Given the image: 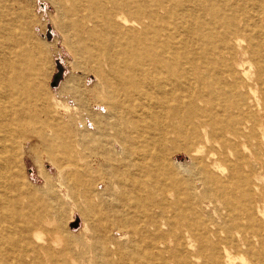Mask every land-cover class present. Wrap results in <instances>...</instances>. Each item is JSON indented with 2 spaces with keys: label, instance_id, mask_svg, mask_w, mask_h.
<instances>
[{
  "label": "bare ground",
  "instance_id": "bare-ground-1",
  "mask_svg": "<svg viewBox=\"0 0 264 264\" xmlns=\"http://www.w3.org/2000/svg\"><path fill=\"white\" fill-rule=\"evenodd\" d=\"M55 2L73 69L101 78L107 114L81 132L60 118L38 82L49 49L27 46L28 8L0 0V264H264V0ZM29 124L64 196L95 217L91 244L64 235L46 175L45 194L27 187L12 127ZM90 134L109 178L75 156ZM177 151L184 176L165 166Z\"/></svg>",
  "mask_w": 264,
  "mask_h": 264
},
{
  "label": "rangeland",
  "instance_id": "rangeland-1",
  "mask_svg": "<svg viewBox=\"0 0 264 264\" xmlns=\"http://www.w3.org/2000/svg\"><path fill=\"white\" fill-rule=\"evenodd\" d=\"M2 1L9 8L13 7V5L15 9L21 8L23 5H25V8H28L29 16L25 17V19L26 22H28L27 24L30 25L29 34L31 38L26 39L27 46L30 47L32 42L35 41L45 46L50 51L48 65L44 67L45 71L43 72L46 74L39 76L38 82L44 86L45 93L49 94L52 98L53 107L58 110L60 118H63L64 121L74 125L73 127H75L78 132L84 131L87 128H89L88 130L93 129L94 126L92 124V118L96 115L100 116L107 114L106 108H103L107 93H105L106 91L103 81L97 76L95 72L91 70V68L84 67L77 70L73 69L75 57L72 54L70 48H68V45L64 42L62 28L59 23L60 19L58 18L56 11L57 3L55 0ZM18 3L20 5L22 3L23 4L20 6ZM22 8H24V6ZM56 73H60V79L58 80L56 86H51V82L54 80L53 76ZM71 78L79 79L77 90L73 92L74 95L72 93H65L64 90L67 81ZM87 120H89V122ZM102 120L104 122L106 121L105 118H102ZM84 125H86V127H84ZM15 127V125L12 127L16 129L17 132L15 136L17 137V140H14V150H18L20 153L21 146L23 144L25 145V150H22V153H24V159L22 163L24 164L23 175L27 187L39 189L41 194H45L47 188L50 186L55 187L53 192L49 193L47 199L52 197V195L60 196V200L57 201V205L60 208L59 216L60 218L62 217L63 231L65 232L64 235L66 237H71L74 244L77 241H84L87 244H91L93 236L91 226L95 220V217L90 216V218H88L83 215V212H86L89 209V206L85 203V200L79 197L70 198L64 196L65 190L61 184H63L65 175H59V170L56 169L57 167L49 161V156L46 154L47 143L44 142V140H42L37 134L38 126L36 124H29L24 126L19 125V127L16 128ZM79 137L80 136H78L77 139H79ZM89 139L90 140L88 143L90 147L87 146L88 149L86 147H81V149L77 150L78 154L75 156H77V160L80 161L79 164L81 165L86 161H91L94 165L93 169H95L93 170L94 173H92V175L95 176L96 180L101 178H109L108 176H111L112 173L106 169H102L101 166L99 167V163L95 164L97 156L100 157L101 153H103L105 149L97 144H92L93 136L91 134ZM99 159L100 158L97 160ZM168 165L172 170H174L176 174L179 173V175L182 176L185 175L186 170H191L193 168L189 158V153L185 151H177L171 155H168L165 166L170 169ZM67 169L68 168H66V170ZM16 170L18 171V169ZM63 170L65 169H62V171ZM44 175L50 179L49 187L45 185ZM118 197H120V193L116 192L114 197L110 198L109 200L113 202V200H116ZM93 199L96 201V203L99 202L97 197H94ZM128 203L132 205V202L130 201L118 202V207L121 208L122 215L125 217L124 219H126L128 216L129 211H134V209L130 210ZM76 205H78V208ZM76 219L79 221L77 226H71V223ZM108 227L109 225L104 226L99 232L102 238H104L103 240L106 241L105 243L110 241L109 237H111L107 230ZM113 234H116V232L112 231L111 235L114 236ZM102 246L106 248L109 245L103 244Z\"/></svg>",
  "mask_w": 264,
  "mask_h": 264
},
{
  "label": "water",
  "instance_id": "water-1",
  "mask_svg": "<svg viewBox=\"0 0 264 264\" xmlns=\"http://www.w3.org/2000/svg\"><path fill=\"white\" fill-rule=\"evenodd\" d=\"M59 77H60V73H56V74L53 76L54 80L51 82V86H56L58 80L60 79ZM78 222H79V221L76 219L75 221H73V222L71 223V226H73V227L77 226Z\"/></svg>",
  "mask_w": 264,
  "mask_h": 264
}]
</instances>
